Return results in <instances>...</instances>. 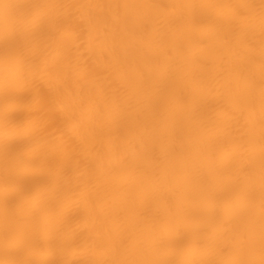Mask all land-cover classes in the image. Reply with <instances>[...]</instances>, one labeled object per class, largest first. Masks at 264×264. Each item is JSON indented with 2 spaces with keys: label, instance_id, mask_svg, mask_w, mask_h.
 <instances>
[{
  "label": "bare ground",
  "instance_id": "6f19581e",
  "mask_svg": "<svg viewBox=\"0 0 264 264\" xmlns=\"http://www.w3.org/2000/svg\"><path fill=\"white\" fill-rule=\"evenodd\" d=\"M0 264H264V0H0Z\"/></svg>",
  "mask_w": 264,
  "mask_h": 264
}]
</instances>
